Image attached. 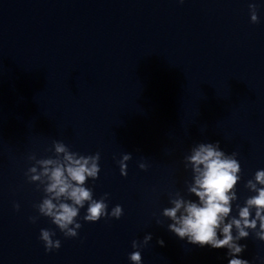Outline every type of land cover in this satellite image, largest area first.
Here are the masks:
<instances>
[{"label": "clouds", "instance_id": "clouds-1", "mask_svg": "<svg viewBox=\"0 0 264 264\" xmlns=\"http://www.w3.org/2000/svg\"><path fill=\"white\" fill-rule=\"evenodd\" d=\"M249 12L251 22L258 23L256 3H249ZM48 151L53 155L46 158L38 159L31 154L28 159L34 163L25 173L28 181L35 183L37 190L44 193L42 200L34 205L40 216L50 219L66 238H75L82 227L78 218L85 205L87 209L82 218L85 222L94 223L105 217L119 219L123 215L121 205L108 211V193L94 199L93 189L86 186L90 178L93 181L98 178L99 152L82 155L71 151L62 141L55 140ZM237 155L235 151L225 153L219 141L195 144L184 157V166L192 172L187 191L197 199H186L177 192L170 196L171 206L162 210V216L170 221L167 229L181 240L186 239L200 247L227 249L228 264H249L248 260L239 258L247 246L238 242L247 239L250 232L264 241V169L257 170L254 177L247 180L245 187L254 195L247 197L243 206L236 203L238 217L232 215L233 203L238 200L236 186L241 179ZM131 158V153H125L118 161L122 176H127V162ZM139 167L147 169L145 163H140ZM14 208L19 210L20 205L14 204ZM29 219L36 223L38 217ZM157 224H160L159 220ZM55 235L53 230H40L39 239L46 252L61 247V241L53 239ZM151 240L152 234L148 233L142 241H132V248L136 249L129 254L132 264H142L139 249ZM157 243L164 245L163 240Z\"/></svg>", "mask_w": 264, "mask_h": 264}]
</instances>
